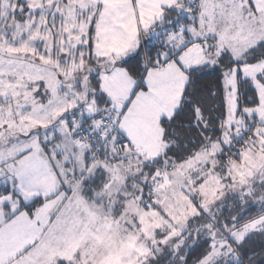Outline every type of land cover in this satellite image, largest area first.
<instances>
[{
    "label": "snow or ice",
    "instance_id": "obj_1",
    "mask_svg": "<svg viewBox=\"0 0 264 264\" xmlns=\"http://www.w3.org/2000/svg\"><path fill=\"white\" fill-rule=\"evenodd\" d=\"M0 264H264V0H0Z\"/></svg>",
    "mask_w": 264,
    "mask_h": 264
}]
</instances>
